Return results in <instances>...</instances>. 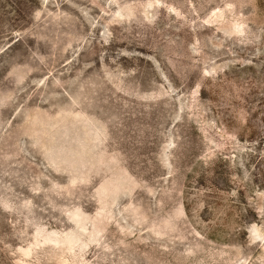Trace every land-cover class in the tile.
Masks as SVG:
<instances>
[{
    "label": "rangeland",
    "instance_id": "obj_1",
    "mask_svg": "<svg viewBox=\"0 0 264 264\" xmlns=\"http://www.w3.org/2000/svg\"><path fill=\"white\" fill-rule=\"evenodd\" d=\"M0 264H264V0H0Z\"/></svg>",
    "mask_w": 264,
    "mask_h": 264
}]
</instances>
